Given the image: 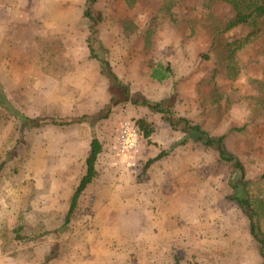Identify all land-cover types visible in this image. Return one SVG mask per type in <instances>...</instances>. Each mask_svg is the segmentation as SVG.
I'll return each mask as SVG.
<instances>
[{
    "label": "rangeland",
    "instance_id": "rangeland-1",
    "mask_svg": "<svg viewBox=\"0 0 264 264\" xmlns=\"http://www.w3.org/2000/svg\"><path fill=\"white\" fill-rule=\"evenodd\" d=\"M89 1L0 0V85L7 99L0 106V162L6 160L0 264H173L175 258L264 264L245 213L228 197L232 166L214 148L179 143L182 133L158 111L110 103L122 88L89 54L83 15ZM91 6L102 15L92 42L120 83L155 102L168 97L174 82L173 112L225 134L245 176H260L248 190L254 206L262 199L264 207V31L254 35L248 24L220 31L235 15L226 0H95ZM56 38L63 51L56 67L43 71L42 41L54 45ZM156 62L169 63L171 76L150 78ZM23 116L33 121L22 126ZM38 116L74 121L36 125ZM139 118L152 123L153 133L131 163L116 137L121 121ZM92 135L102 145L97 173L63 227ZM258 216L264 228V210Z\"/></svg>",
    "mask_w": 264,
    "mask_h": 264
},
{
    "label": "trees",
    "instance_id": "trees-1",
    "mask_svg": "<svg viewBox=\"0 0 264 264\" xmlns=\"http://www.w3.org/2000/svg\"><path fill=\"white\" fill-rule=\"evenodd\" d=\"M95 0H90L89 5L84 9L83 15L89 20V34L86 38L87 46L89 48V54L91 57L97 58L103 67V72L107 74L112 84L117 87H121L120 98H116L115 95L110 97V103L114 101L115 103L120 100L130 101L133 104H140L149 107L151 110L158 111L162 114L163 118L171 125L175 130H179L182 133V137L178 141L179 143H186L189 140L196 141L201 143L204 146L214 148L219 156V158L232 166V174L228 178V185L231 188L228 197L234 200L238 207L245 213V216L248 220V229L249 234L254 240L258 253L262 260H264V228L260 221L258 214H262L263 200L261 199L258 204L254 206L252 197L249 195V187L252 181L259 179V177L248 178L245 176L244 166L237 155L230 152L224 143L225 134H212L202 127L198 122H192L189 118L185 116L176 115L171 106V102L176 96V87L175 83H172L169 95L166 98H162L159 101H150L149 99L140 96L139 94H134L129 91L126 85H122L112 71L110 63L105 56L99 55L98 49L102 48L94 46L92 38H94V33L97 31V25L102 20V15L99 11L92 9L91 4ZM133 2L134 0H127ZM231 3L235 15L234 17L227 21L222 27L219 28L220 31H226L238 24H248L253 27L252 34L257 35L264 31V0H226ZM53 39H46L42 41V49H46L45 54H43V59H41L40 65L43 71H48L49 67L52 69L56 67V53L58 56L61 55L63 51V46L59 38L55 39L54 45H52ZM45 42V43H44ZM50 49V50H49ZM229 56H231L229 54ZM39 65V66H40ZM49 72V71H48ZM171 70L169 63L163 64L161 62H156L150 66L149 76L150 78L162 81L169 77ZM7 104V99L5 93L3 92L2 86L0 85V106L5 107ZM31 120L28 116H23L21 120V125L28 123ZM33 121V120H31ZM74 119L66 116H50V117H41L38 116L34 119L36 125L42 123H50L54 125H65L73 122ZM134 124L137 125L139 133L143 139L148 140L153 133V125L151 122L147 121L144 118H139L133 120ZM234 130H241L239 127H232ZM102 145L100 140L92 135L90 140V150L85 159V172L81 176L77 186L75 187L69 202L67 212L64 217L63 227L67 225L70 221L73 210L76 207L77 200L85 189V187L93 180L94 176L97 173L96 170V159L101 151ZM164 151L159 152L154 157L148 159L146 166L150 165L153 161L160 159L164 155ZM6 160L0 162V172L2 171L3 166L5 165ZM237 172V175L234 174ZM264 176V174H263ZM263 210H261V209ZM258 209H260L258 211ZM59 232H57L58 234ZM19 234L17 233V236ZM173 264H182L178 259H174Z\"/></svg>",
    "mask_w": 264,
    "mask_h": 264
},
{
    "label": "built area",
    "instance_id": "built-area-1",
    "mask_svg": "<svg viewBox=\"0 0 264 264\" xmlns=\"http://www.w3.org/2000/svg\"><path fill=\"white\" fill-rule=\"evenodd\" d=\"M116 141L119 152L133 163L142 146V137L133 120L125 119L119 123Z\"/></svg>",
    "mask_w": 264,
    "mask_h": 264
}]
</instances>
